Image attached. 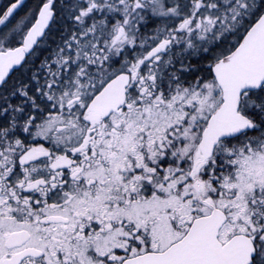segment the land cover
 Listing matches in <instances>:
<instances>
[{"label":"snow or ice","instance_id":"obj_1","mask_svg":"<svg viewBox=\"0 0 264 264\" xmlns=\"http://www.w3.org/2000/svg\"><path fill=\"white\" fill-rule=\"evenodd\" d=\"M0 6V264H264V0Z\"/></svg>","mask_w":264,"mask_h":264},{"label":"rangeland","instance_id":"obj_2","mask_svg":"<svg viewBox=\"0 0 264 264\" xmlns=\"http://www.w3.org/2000/svg\"><path fill=\"white\" fill-rule=\"evenodd\" d=\"M8 1L7 0H0V6L3 4H6ZM33 4L31 3H26L22 8H20L17 13H16V18H19L22 16L28 9L32 8Z\"/></svg>","mask_w":264,"mask_h":264},{"label":"trees","instance_id":"obj_3","mask_svg":"<svg viewBox=\"0 0 264 264\" xmlns=\"http://www.w3.org/2000/svg\"><path fill=\"white\" fill-rule=\"evenodd\" d=\"M27 3H31V4H33V6H34L35 3H36V0H28Z\"/></svg>","mask_w":264,"mask_h":264},{"label":"flooded vegetation","instance_id":"obj_4","mask_svg":"<svg viewBox=\"0 0 264 264\" xmlns=\"http://www.w3.org/2000/svg\"><path fill=\"white\" fill-rule=\"evenodd\" d=\"M7 1H8V0H7ZM27 1H28V0L25 1V4L27 3ZM25 4H24V5H25Z\"/></svg>","mask_w":264,"mask_h":264},{"label":"water","instance_id":"obj_5","mask_svg":"<svg viewBox=\"0 0 264 264\" xmlns=\"http://www.w3.org/2000/svg\"><path fill=\"white\" fill-rule=\"evenodd\" d=\"M26 1V0H25Z\"/></svg>","mask_w":264,"mask_h":264}]
</instances>
